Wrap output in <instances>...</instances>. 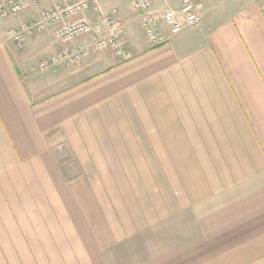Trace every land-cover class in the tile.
Returning a JSON list of instances; mask_svg holds the SVG:
<instances>
[{"label": "crops", "instance_id": "0c3cea01", "mask_svg": "<svg viewBox=\"0 0 264 264\" xmlns=\"http://www.w3.org/2000/svg\"><path fill=\"white\" fill-rule=\"evenodd\" d=\"M74 1L0 21V264H264V0L221 16L206 0L199 27L158 47L130 0L106 2L135 57L96 54L42 93L30 69L61 50L54 29L23 45L5 32ZM54 141L98 173L63 184ZM125 182L147 190L110 185Z\"/></svg>", "mask_w": 264, "mask_h": 264}, {"label": "built area", "instance_id": "2783aa9c", "mask_svg": "<svg viewBox=\"0 0 264 264\" xmlns=\"http://www.w3.org/2000/svg\"><path fill=\"white\" fill-rule=\"evenodd\" d=\"M109 1L75 0L41 10L36 20L8 28L6 41L23 45L34 36L54 29L61 50L33 66L30 72L34 75L60 68L71 69L103 52L111 53L123 63L131 61L135 55L126 48L117 11H101L102 5ZM40 3L41 0H0V21L8 22ZM131 4L140 19L145 39L152 47H158L184 29L199 27L206 0H181L177 7L160 13L154 9L152 0H131ZM89 11L99 14L101 25L108 29L107 35L95 32L84 17Z\"/></svg>", "mask_w": 264, "mask_h": 264}, {"label": "rangeland", "instance_id": "374dc122", "mask_svg": "<svg viewBox=\"0 0 264 264\" xmlns=\"http://www.w3.org/2000/svg\"><path fill=\"white\" fill-rule=\"evenodd\" d=\"M131 1V0H130ZM262 2L263 0H217L215 2H213L212 5V10H214L215 12L219 13V15H224V14H229L232 12H236L239 11L241 9H244L246 7H248V5L253 4V3H257V2ZM130 5V3L128 4ZM129 7V6H128ZM130 13L131 15L133 14V16H135V10L133 11L132 9H130ZM132 10V11H131ZM166 11V10H165ZM55 39V37H54ZM125 41V39H124ZM55 43V41H54ZM126 43V42H125ZM54 48L56 49L57 46H54ZM126 48L129 50L127 43H126ZM59 52V51H58ZM75 68L72 69H66V68H62L61 70H58L57 73H50V74H36L33 78V82L40 87V92L42 93H49L51 91H53V93H56L57 91H59L60 89L67 87L68 85H72L73 83H75L72 79H68V78H72L70 76L71 72L74 71ZM34 75V74H33ZM64 79H63V78ZM60 80H64L63 84L59 83ZM59 86H61V88H58ZM57 88V89H56ZM54 161L56 163V168L58 171L59 176L61 177V179H63V184H65L66 186L70 185V180L72 179H79L81 177L82 174H85L87 172L93 173L96 172V174L98 173V168L96 167H81L78 165V161L76 160L75 156L72 154L71 150L68 148V146L64 143V141L59 142V141H54ZM162 170L163 167L161 166H156L153 168H149V174L152 175H161L162 174ZM145 173V172H144ZM107 186L109 184H106ZM111 186H117V190H126V191H146L147 190V184L144 182H125V183H118V184H111ZM158 185H162L161 183ZM60 195L61 198L63 197V192H62V185L60 184ZM103 186H105V184H103ZM43 200V199H42ZM46 200V199H44ZM43 200V210L46 212V214H51V215H47L50 217H43V221L44 222H48L49 219H54V204H56L59 199L57 197V200H54V198H52V200H50L49 198L47 199L46 202H44ZM35 201V200H33ZM75 204V202H74ZM75 206L77 207L78 204ZM62 216H60L61 218ZM54 235V234H53ZM44 252H46V248H44ZM43 252V255L45 256V253Z\"/></svg>", "mask_w": 264, "mask_h": 264}]
</instances>
